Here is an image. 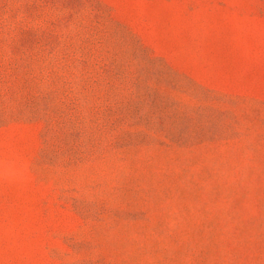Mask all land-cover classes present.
I'll return each instance as SVG.
<instances>
[{
	"label": "rangeland",
	"instance_id": "obj_1",
	"mask_svg": "<svg viewBox=\"0 0 264 264\" xmlns=\"http://www.w3.org/2000/svg\"><path fill=\"white\" fill-rule=\"evenodd\" d=\"M0 264H264V0H0Z\"/></svg>",
	"mask_w": 264,
	"mask_h": 264
}]
</instances>
